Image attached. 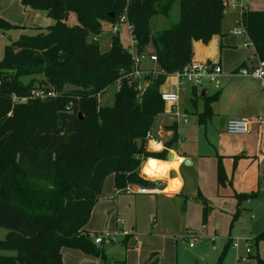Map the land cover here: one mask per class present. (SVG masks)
<instances>
[{"label":"trees","instance_id":"1","mask_svg":"<svg viewBox=\"0 0 264 264\" xmlns=\"http://www.w3.org/2000/svg\"><path fill=\"white\" fill-rule=\"evenodd\" d=\"M176 1L178 22L154 33L153 17L169 15ZM22 4L26 11H45L54 23L6 45L0 60V227L8 230L0 239V264H63L66 247L99 256L103 250L86 227L104 183L113 175L116 188L147 186L150 180L141 173L142 160L167 159L168 149L178 140L176 132L163 150H147L146 136L165 110L160 87L166 75L191 62L194 41L208 43L222 34L227 0H22ZM72 12L78 17L76 25L67 23ZM123 12L134 27L138 51L155 54L163 71L144 78L150 83L143 95L136 89L138 80L129 84L124 78L132 70V59L119 37H112L107 51L94 40L104 32L105 22L115 23ZM243 23L258 58L264 60V10L247 8ZM18 27L0 18V32ZM33 74H43L42 84L56 89L57 96L31 98V91L42 87L35 79L25 83L22 77ZM119 79L113 103L100 105L99 95ZM65 87L67 91L61 92ZM14 95L28 100L14 102ZM204 99L200 124L212 117L214 98ZM218 181H226L221 164ZM250 196L237 194L239 202ZM199 198L207 213V199L201 194ZM239 211L238 207L235 216ZM255 240H264V231ZM152 257L143 264H157ZM248 258V264H264L257 254L249 253Z\"/></svg>","mask_w":264,"mask_h":264},{"label":"rangeland","instance_id":"2","mask_svg":"<svg viewBox=\"0 0 264 264\" xmlns=\"http://www.w3.org/2000/svg\"><path fill=\"white\" fill-rule=\"evenodd\" d=\"M17 2V5L21 6V2L18 0ZM0 6L3 7L1 11H6L11 6V2L8 5L1 3ZM245 6L256 10L264 9V0H245ZM10 18L14 22L13 25L19 27L1 32L0 60L4 56L6 45L23 34L35 35L44 31L47 26L54 23V19L45 11L37 9L28 11L20 9L15 17L10 16ZM179 18L180 3L176 1L169 15L153 17L152 30L156 33L169 28L177 23ZM240 20L238 10L228 8L222 22V34L214 36L209 43L196 41L193 45L194 52L210 50L214 58L218 57L223 44L227 41H239L242 38L233 34L235 29L242 27ZM67 23L78 24L76 12L69 15ZM114 25L108 22L103 24L104 32L98 37V44L103 51L109 50L111 46L112 37L115 36L111 32ZM118 29L120 33L117 36L122 44L128 47L130 35L127 24H119ZM223 55L230 57L231 54L226 51ZM194 60L197 59L194 58ZM42 76L43 74L26 75L22 77V80L28 83L35 79L36 86L51 88L49 85L42 84ZM174 81L175 78L171 74L166 75L162 88L174 89ZM215 84L216 81L206 82L203 86H199V92L206 88L212 90ZM67 89L65 87L61 92ZM117 89V84L110 86L99 98V104H112ZM53 90L58 94L56 89ZM188 118L193 126L197 123L194 116L189 115ZM160 120L161 118L158 121ZM204 131V127H199L195 134L191 133L187 138L184 137L183 143H175L179 153L181 149L185 151L187 147L197 152L203 151V160L199 168L201 169L202 165V170L206 172L205 175L202 174L203 182L199 179L200 182L197 183L189 169H185L183 172L187 182L185 190L182 194L168 198L156 194L117 193L113 175L108 176L102 188L100 200L95 205L87 223V229L92 233L93 240L98 234L105 236L102 243H96L103 253L96 256L66 247L63 252V264H143L152 256L153 260L158 259L157 264H248L251 262L248 258L249 251L263 258L264 245L260 243L263 240L257 243L255 237L260 231L257 230L258 224L264 223V200H255L251 204L244 203L240 206L237 216H235L236 202L233 206L229 204L223 207V199L213 191L216 181L215 168L212 172L210 171L212 164L215 166L217 161L216 149L210 144L211 132ZM143 166L141 164V173L150 178L151 176L143 170ZM130 185L132 188L141 186ZM201 185L205 189H201L203 195L209 200L210 209L207 213H205L203 202L197 196ZM117 217L122 218L123 221L118 222ZM7 233V229L0 227V239H4ZM234 242H237L238 246H234ZM190 243H193V246H190Z\"/></svg>","mask_w":264,"mask_h":264},{"label":"crops","instance_id":"3","mask_svg":"<svg viewBox=\"0 0 264 264\" xmlns=\"http://www.w3.org/2000/svg\"><path fill=\"white\" fill-rule=\"evenodd\" d=\"M18 1L21 2V6L17 5V0H8L7 2L6 0H2L1 3L5 5L11 2V6H9L6 11H1L3 7L0 6V18L13 24L14 22L11 20L10 16L15 17L20 9L23 11L25 10L22 0ZM17 8H19L18 12ZM248 9L251 8L248 6ZM195 42L196 41L193 42V45ZM242 44V38L239 39V41H227V43L221 46L220 55L216 58L213 57V53H211L210 50L205 52H194L193 49V59L196 58L199 61H209L219 64L223 70L222 75L216 80L214 89L211 90L206 88L208 90V94H206L208 95V99L214 98L211 103L212 117L205 124L199 125L198 116L204 110L206 102L204 97L206 95L202 96V92H199V88L187 86L180 91V106L188 116H194L197 123H195L194 126L191 124V121L184 125H182V123L179 125L176 124L173 116L170 114L171 105L166 104L164 112L158 115L152 129V134L158 143L155 147L153 144L151 145L152 142L147 145V150L149 151H161L165 148V143L173 137L175 132L178 135L176 143L180 142L181 144L183 143L184 137L187 138L191 133L195 134V131L199 130V127H204L205 133L210 131V144L216 149L215 157L217 159L215 166L212 164V170L210 168L211 172L213 168H215L214 171L216 174L213 191L219 198L223 199V207L229 206V204L233 206V203L236 202L237 209L244 203L251 204L255 200H264V88H262L259 81L256 79L234 73L239 66L254 64L258 59L255 48H248ZM222 47L224 48L222 49ZM226 51L231 54L230 57L223 55ZM142 66L147 69L158 68L157 64L149 61L145 62ZM175 82L176 80L173 84L174 89H164L161 86L160 91H175ZM201 101L202 103H200ZM241 116L252 119L250 132L244 135L227 132V121L231 118ZM159 118H161L160 121H158ZM259 118H261V120H258ZM173 125H175L174 129L170 128V126ZM174 145L173 148L168 150L174 153L175 159L178 158L181 160L177 167L168 168L166 171L154 169L147 164V161L156 158H148L143 166V170L148 173L147 175L151 176L150 178L146 176L147 179L149 178L150 183L144 187H155L157 191L154 193L134 192L131 194H156L158 196L164 195L168 198L182 194L187 183L183 174L185 169H189L197 183L199 179L203 182V175H205L206 172L204 173L205 170H202V165L201 169H199L200 162L203 160V151L197 152L187 147L184 149L185 151L181 149L183 153L182 151L179 153V149ZM156 160L170 162L167 159ZM185 160H188L187 164L184 163ZM220 164L226 175L224 184H220L218 181V166ZM211 172L210 175H212ZM150 184L153 185L150 186ZM134 188L137 190L139 187ZM201 189L205 190L202 185L199 186L197 192L198 198L199 194L204 196ZM237 194H253V196L239 202ZM111 199H114V197H111ZM207 201L209 204L208 199ZM257 230H260L258 231L259 233L264 231V223H259ZM260 243L264 245V240ZM64 251L65 248L63 249V252ZM156 260L158 262V259ZM151 261H154L153 257Z\"/></svg>","mask_w":264,"mask_h":264},{"label":"built area","instance_id":"4","mask_svg":"<svg viewBox=\"0 0 264 264\" xmlns=\"http://www.w3.org/2000/svg\"><path fill=\"white\" fill-rule=\"evenodd\" d=\"M227 7L238 10L241 20L240 23L242 25L241 28H237L233 31L234 35L241 36L243 38L244 46H252L254 48V44L249 37L247 30L243 23V14L246 11L247 7L245 6V0H227ZM125 23L129 29L130 35V44L127 48L128 54L132 59V70L124 75V78L128 79L129 84H133L136 80H138L136 84V89L139 91L140 95H143L149 86L150 81L145 80L147 76L156 75L159 72H163L160 69L155 68H143V64L147 61L157 64V56L150 52H139L137 47V40L134 34V27L131 22L128 20L126 12L120 14L111 31L115 35H119L120 30L118 29L119 24ZM1 35V32H0ZM95 41H98V37L94 38ZM223 73L222 67L219 64L209 62V61H197L192 59L191 62L186 65L183 69L175 71L171 75L175 77V91H160V97L162 101L166 104L171 105L170 114L173 116L176 124H187L189 122L188 114H186L180 106V91L185 89L187 86H192L194 88H199V86H203L206 82H215ZM236 74L244 77H250L259 81L262 88H264V60L258 58L254 64H246L239 66L235 72ZM118 89L121 86V79L117 81ZM117 89V90H118ZM57 93L53 89H43L36 88L31 91V98H39L41 100H45L47 98L56 97ZM101 96L99 95V98ZM28 100V97H18L16 95L13 96L14 102H25ZM11 115V113H9ZM258 120H261L259 118ZM252 123V119L246 116H241L237 118H231L227 121L226 130L231 134H239L244 135L250 132V125ZM147 145L152 142L157 144V140L152 134V130L147 134ZM147 160V159H146ZM146 160H142V164L144 165ZM157 191L155 187H139L137 190L131 187L130 184L123 188H117V193H154ZM118 222H122V218H117ZM189 237V236H186ZM105 240V236L98 234L94 242L99 244ZM112 240V239H111ZM234 246H238L237 242L233 243ZM190 246H193V243H190ZM249 251V250H248ZM248 253H251L249 251ZM241 259L240 257L238 258Z\"/></svg>","mask_w":264,"mask_h":264},{"label":"bare ground","instance_id":"5","mask_svg":"<svg viewBox=\"0 0 264 264\" xmlns=\"http://www.w3.org/2000/svg\"><path fill=\"white\" fill-rule=\"evenodd\" d=\"M154 145V147L156 146L155 143H151V145ZM175 159V155H174V158L173 160ZM148 160V159H147ZM172 161V160H171ZM167 162V161H158L156 159H149L147 161V164L154 168V169H157V170H161V171H166L168 168H174V167H177V165L179 164V162L181 161L180 159L176 158L174 161L172 162Z\"/></svg>","mask_w":264,"mask_h":264},{"label":"water","instance_id":"6","mask_svg":"<svg viewBox=\"0 0 264 264\" xmlns=\"http://www.w3.org/2000/svg\"><path fill=\"white\" fill-rule=\"evenodd\" d=\"M206 94H208V90H207V89H203V90H202V96H205ZM144 98H145V96H143L141 100L143 101ZM8 137H9V135H7V136L5 137V139H8ZM173 158H174V153H173V152H169V153H168V156H167V160H168V161H171V160H173ZM184 163L187 164V163H188V160H185ZM152 185H153V184H150V186H152ZM27 264H30V263H27Z\"/></svg>","mask_w":264,"mask_h":264}]
</instances>
